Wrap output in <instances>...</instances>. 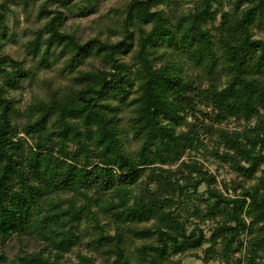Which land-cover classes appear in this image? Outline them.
I'll return each mask as SVG.
<instances>
[{
  "label": "trees",
  "instance_id": "16d2710c",
  "mask_svg": "<svg viewBox=\"0 0 264 264\" xmlns=\"http://www.w3.org/2000/svg\"><path fill=\"white\" fill-rule=\"evenodd\" d=\"M98 2L0 0V264H264V0Z\"/></svg>",
  "mask_w": 264,
  "mask_h": 264
},
{
  "label": "rangeland",
  "instance_id": "374dc122",
  "mask_svg": "<svg viewBox=\"0 0 264 264\" xmlns=\"http://www.w3.org/2000/svg\"><path fill=\"white\" fill-rule=\"evenodd\" d=\"M130 0H99V2L96 4V10L95 12H92L90 15V19H93L94 17H98L99 15H103L106 14L107 12L110 11L111 7H115L116 5H120V4H126L127 2H129ZM81 19H84L81 17ZM256 37H262L264 38V31L259 30L258 28L256 29ZM2 52L10 55L12 58L19 60L21 63L25 64V59H24V51L23 49L20 47L19 44H11V45H6L3 47ZM56 73L59 74L57 68H55L52 71H46V73H44L42 76H46V77H50L52 78V76H54ZM30 92L29 91H25L23 92V96L25 98V100H27L29 98ZM208 111V110H207ZM231 126H235V122L231 123ZM204 161V160H202ZM207 165V168L211 171V172H215V165H213L210 162H206L204 161ZM217 173V172H216ZM233 175L230 172H225V171H221L220 173H218V180H219V184L222 183L223 179H225V181H227L228 183H230V180L232 179ZM222 187V186H221ZM204 186H202L201 190H204ZM212 226V223H206L203 224V227L205 229V231L210 234L211 230L210 227ZM18 245V244H16ZM130 247H133V249L135 248V244H131ZM18 251V246H14L13 252L16 253ZM181 259V264H220V262H218L217 260H210L209 262H204L201 259H198L196 257L191 256L190 254H186L180 257Z\"/></svg>",
  "mask_w": 264,
  "mask_h": 264
}]
</instances>
